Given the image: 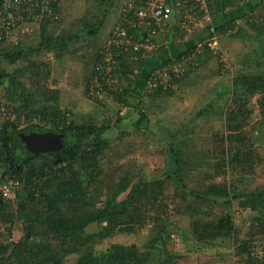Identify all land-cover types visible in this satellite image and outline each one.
<instances>
[{"label":"trees","instance_id":"trees-1","mask_svg":"<svg viewBox=\"0 0 264 264\" xmlns=\"http://www.w3.org/2000/svg\"><path fill=\"white\" fill-rule=\"evenodd\" d=\"M59 2L60 0L52 1L49 6L52 5L55 9ZM261 3L262 0H253L250 4L241 6L238 0H210L211 11H215L212 20L217 32L224 34L229 28L236 26L235 23H232L233 20L242 17L248 11H253ZM43 7L46 8L45 3H41L40 8L38 7L33 12L40 13ZM121 7V14L116 24H120V20L125 14L122 4ZM217 7H220V10L235 7L238 11L232 12V18L229 21H221V19L215 18L219 14V11L216 10ZM239 12H242L241 16L237 15ZM183 16L184 14L182 18ZM260 17H264V7L255 17L252 16L249 22L259 34H262L264 23H259ZM50 18L56 19L55 17ZM32 20L29 18L27 26L34 27L30 22ZM52 22L48 19L41 23L38 30L36 28L32 32L16 31L15 34L20 37L18 42L12 45L6 44L3 49H0V56L10 64L23 59L27 65L25 69L14 71L0 68V85L7 84L5 96L8 101V103H0V112L5 115L13 112L16 115L15 119L7 117L0 126V162L4 167L0 185L15 180L22 183L10 197L0 195V235L4 232L11 234L17 218L21 219L23 224V234L18 241L0 245V254H2L0 263L65 264L66 258L75 255L76 259L73 264H147L153 250H159L166 254L163 264H172V257L167 251V239L171 236L170 223L167 217L159 215V207L162 206L160 202L167 187V178L136 181L134 170L125 171L121 167L119 169L121 175L118 172L119 175L116 177L115 173L100 167V156L109 144L106 134L112 131L113 126L107 123L98 124L93 118L82 122L71 119L68 116L70 112L59 107V89L46 84L41 85L39 81L34 83L33 87H28L22 81L27 72L38 75L41 66L46 65L44 61L36 58L37 51L43 50L45 53H53L58 59L64 58L69 41L74 36L52 35L47 30L48 24ZM21 23L22 21L19 22V24ZM101 25V21H90V23L86 21L85 30L89 34L92 29L98 31ZM37 33L40 37L37 45L26 43L27 40L30 41L29 38L34 37L32 35ZM205 36L206 32L204 31L203 38ZM4 41L3 39L0 43L3 44ZM193 49L194 47L188 48L177 56L163 53L161 48L157 49L155 53L162 52L161 55L170 61L172 57L179 59L181 56H188ZM207 53L215 52L207 48L200 59ZM115 58L118 61L115 70L120 67L124 75L132 73L139 81L136 86L128 87L124 92L118 94L117 102H126L131 91L142 95L141 86L145 75L162 60L157 59L156 56L146 60H134L132 55H120ZM195 67H191L180 80L176 81L175 85L185 79ZM95 69L96 66L92 73L96 72ZM49 71L45 75L46 82L49 78ZM92 73L86 81V92H89L88 84L95 75ZM169 90L160 89L147 94L158 95ZM229 90L232 98L226 112V119L230 134L227 135V138L220 140L223 144L227 141L228 145L227 150L224 149L222 161L218 163L222 169L219 174L230 165L227 153L231 154L233 162L251 165L252 163L249 161L253 159L254 153L253 136L261 140L264 133V71L253 73L241 70L236 74ZM37 94L44 98V103L38 102ZM255 96H257L256 106L262 117L253 125L252 122L250 123L254 117L251 102ZM18 102L21 104L17 106ZM37 117L38 121H35ZM120 120L118 118L116 122ZM23 121L27 123L28 127L23 130L27 133H38L44 129L50 131L49 133L52 132L53 139L49 144L54 148L57 146L55 143L59 142L54 137L67 133L75 134V144L65 141L66 143L61 148L58 147L55 152L47 150L37 151L35 154L33 151H29L21 141L18 123ZM60 138L62 139V137ZM23 151L25 152L24 156L21 155ZM27 152L33 156L25 157ZM170 153L173 167L170 176L174 181L177 179L181 182L182 178L179 176L177 165L179 166L182 158L177 143H173ZM36 156H45V158L41 163L34 164L32 159ZM60 159L64 161L61 165L58 163ZM25 167L27 170L23 171ZM258 188L261 189L238 193L237 184L223 183L209 186L204 192L206 197L208 195L215 200L218 197L225 198L227 201L231 196L241 197L240 204L243 207L252 210L260 209L258 215L254 217L257 224H252L250 227V236L239 241L237 247L241 257H247V264H255L254 241L259 236L264 239V187ZM183 189L182 198L187 199V193L191 191H186L185 186ZM199 198L202 200V197ZM188 207L192 208V211H197L198 204L190 203ZM153 210H156L158 214L148 222L155 224L159 229L156 235L146 243V249H142L136 243H113L105 251L96 253L93 250L96 243L118 233L137 232L144 226L147 215ZM94 223L100 226L99 231H88V227ZM191 227L193 234L202 241L239 238L238 228L229 213L222 215L217 220L195 219L192 221ZM1 228L3 229L1 230ZM9 250L10 253L7 254Z\"/></svg>","mask_w":264,"mask_h":264},{"label":"rangeland","instance_id":"rangeland-1","mask_svg":"<svg viewBox=\"0 0 264 264\" xmlns=\"http://www.w3.org/2000/svg\"><path fill=\"white\" fill-rule=\"evenodd\" d=\"M238 1L242 6L250 4L253 0ZM121 4L120 0H60L55 8V13L58 15L56 19L46 16L37 20L30 19L34 27L27 26L29 19L22 21L17 29L20 28L19 30L25 33L32 32L36 28L38 30L41 23L50 19L51 22L55 21L49 23L47 27L52 35L74 36L69 41L63 59L56 58L53 53L37 51L36 58L44 61L46 65L41 66L38 75L27 72L22 81L28 87H33V84L39 81L41 85L46 84L59 89V107L70 112L67 113L71 119L82 122L93 118L98 124L107 123L113 126L112 131L106 134L109 144L100 156V167L115 173L116 177L121 167L125 171L134 170L136 181L167 178V187L160 202L162 206L159 207V215L167 217L170 223L171 236L167 239V251L172 257V264H247V257H241L237 247L239 241L250 236V227L252 224H257L254 217L258 215L260 209L252 210L243 207L240 204L241 197L231 196L229 201L218 197L215 200L208 195L206 197L204 192L209 186L223 183L237 184L238 193L264 187V133L261 140L253 136L254 153L253 159L249 161L251 165L233 162V157L229 153L226 156L230 159V165L221 174L219 171L222 169L218 165L228 145L227 141L223 144L220 140L227 138L230 134L226 112L232 98L229 89L233 79L241 70L253 73L264 71V32L259 34L249 22L252 16L255 17L263 9L264 0L253 11H248L242 16L234 32L221 37L222 49L219 52L204 54L199 64L171 90L158 95L145 93L134 101L127 99L126 102L109 101L103 95L98 97L91 82L88 87L92 89V92L91 90L86 92L87 78L94 66L101 62L99 54L106 51L107 56H110L108 38L121 14ZM214 13L215 11H211V15L214 16ZM183 20L185 26L182 29L188 28L189 35H193L201 28L194 26L192 13L187 17L183 16ZM86 21L87 23L101 21L102 25L98 31L92 29L87 34ZM259 21L263 24L264 17H260ZM204 24L202 29L207 32L208 24L206 21ZM168 33L166 30L163 39H168ZM32 36L34 37L29 38L30 41L27 40L26 43L37 45L40 41L39 33ZM6 44H8L7 41L0 43V49H3ZM26 66L23 59L10 64L0 56V68L6 71L25 69ZM48 71L49 78L46 82L45 75ZM6 85V83L0 85V103H8L5 96ZM37 98L39 103L45 102L39 94ZM256 99L257 96L252 98L251 102L254 117L250 123L252 122L253 125L262 117L256 106ZM20 104L16 103L17 106ZM3 114L0 112V126L7 117L16 118L13 112ZM118 118L121 120L116 122ZM35 121H38V117ZM27 127L25 121L18 123L19 135L34 133L23 131ZM49 132L44 129L38 133ZM58 138L59 142L55 143L57 144L55 148L48 142H41L39 147L55 152L58 147L61 148L66 143L65 141L75 144V134H62L58 135ZM173 143H177L182 158L179 166L177 165L179 176L182 178L181 182L177 179L174 181L170 176L173 169L170 153ZM24 154L23 151L21 155L24 156ZM30 155L27 152L25 157ZM44 158L45 156H36L32 162L39 164ZM58 163L61 165L64 161L60 159ZM3 170L4 167L0 162V177ZM26 170L27 167L23 171ZM184 186L186 191H191L187 193V199L182 198ZM199 197H202V200ZM190 203L198 204L197 211H192V208L188 207ZM226 213L231 214L235 221L239 231L238 239L202 241L193 234L191 227L193 220H217ZM157 214L156 210L151 211L146 217L144 226L137 232L118 233L96 243L93 250L96 253L105 251L113 243H136L142 249H146V243L156 235L159 229L148 221H152ZM22 226L21 219L17 218L12 233L4 232L0 235V245L8 243L9 237L13 239L12 243L18 241L23 234ZM99 229L100 226L97 223L88 227L90 232L99 231ZM262 243L264 239L259 236L254 241L253 248ZM9 253L10 250L7 254ZM75 259L76 256L71 255L66 258L65 264H73ZM165 259V253L153 250L147 264H163Z\"/></svg>","mask_w":264,"mask_h":264},{"label":"built area","instance_id":"built-area-1","mask_svg":"<svg viewBox=\"0 0 264 264\" xmlns=\"http://www.w3.org/2000/svg\"><path fill=\"white\" fill-rule=\"evenodd\" d=\"M52 1L56 0H2L0 4V41L4 39L8 45L16 44L18 36L15 33L19 30L17 28L21 21L29 18L37 20L45 16L48 18L58 17L52 5L49 6ZM120 1L125 14L120 20V24H116L109 34L110 56H107L106 51L100 53L101 62L96 66L95 75L90 80L97 96L103 95L109 101H116L118 94L124 92L128 87L136 86L139 82L134 74L124 75L120 67L114 69L118 62L115 56L132 55L134 60L152 58L156 50L162 46L158 37L163 36L176 13L181 16V12H183L184 17L192 13L194 26L204 27V21H206L208 24L206 36L195 45L188 56H181L179 59L172 57L170 61L168 59L161 60L149 70L141 86L144 94L173 88L176 81L180 80L191 67L198 65L200 56L205 49L208 48L215 53L219 52L222 49L221 37L234 32L236 26L239 25V22L236 23V26L229 28L224 34L217 32L212 20L210 0ZM41 3H45L46 8H41L42 12L40 13H34L33 11L40 8ZM182 25L185 26L184 20L180 26L183 27ZM90 90L92 92V89ZM101 102L104 101L101 100ZM21 185L22 183L18 180L0 185V195L10 197L13 191ZM8 240L11 242L13 239L9 238ZM262 253H264V243L257 244L255 249L253 248L255 264H264Z\"/></svg>","mask_w":264,"mask_h":264},{"label":"crops","instance_id":"crops-1","mask_svg":"<svg viewBox=\"0 0 264 264\" xmlns=\"http://www.w3.org/2000/svg\"><path fill=\"white\" fill-rule=\"evenodd\" d=\"M234 9H236V10L234 11ZM216 10L219 11L218 12L219 14L216 15L215 18H217L219 20L221 19V21L222 20L229 21L232 18L231 17L232 12L234 13V12L238 11V9L235 8V7H228L226 9H224V10L223 9L220 10V7H217ZM181 13L183 15V12H181ZM222 13H224L223 16H221ZM182 15L180 16L178 13H176L173 16V18L171 19V21L169 23V27L167 29L168 32H169L168 35H167L168 39H166V40L163 39V36L158 37V40H159V42L162 45L161 49H162L163 53H167L168 55L170 54L172 56H177L178 54H180L181 52L185 51L186 49L195 47V45L201 39H203L204 29H202V27L200 28V26H195V27L200 28V29L196 30V32L193 35H189L187 33L188 28L187 29H182V27L180 26L181 25L180 21L183 20ZM237 15L241 16L242 12L237 13ZM177 18H179V21H177ZM241 18L242 17H239V18L233 20L232 23L236 24V23L239 22V24H240ZM213 19H214V17H213ZM161 53H159V52H158V54L155 53L154 56H156L157 59L166 60L164 58V56L161 55ZM141 89H142V87H141ZM141 93L144 94V92H141ZM129 94L130 95H129L128 99H130L132 101H134L136 98H139V96H141V94L139 95V93H137L136 91H131Z\"/></svg>","mask_w":264,"mask_h":264},{"label":"water","instance_id":"water-1","mask_svg":"<svg viewBox=\"0 0 264 264\" xmlns=\"http://www.w3.org/2000/svg\"><path fill=\"white\" fill-rule=\"evenodd\" d=\"M21 141L27 145L28 149L35 152V151H47L50 150L48 148H40V143L48 142L50 143V140L53 139V134L51 133H30V134H20ZM56 140L58 136L54 137Z\"/></svg>","mask_w":264,"mask_h":264}]
</instances>
